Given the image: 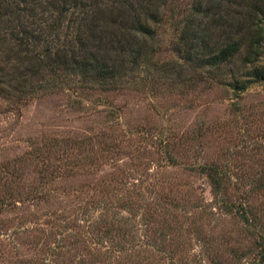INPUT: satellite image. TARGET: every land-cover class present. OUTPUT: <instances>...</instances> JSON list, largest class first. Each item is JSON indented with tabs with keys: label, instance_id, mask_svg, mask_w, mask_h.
Here are the masks:
<instances>
[{
	"label": "rangeland",
	"instance_id": "obj_1",
	"mask_svg": "<svg viewBox=\"0 0 264 264\" xmlns=\"http://www.w3.org/2000/svg\"><path fill=\"white\" fill-rule=\"evenodd\" d=\"M128 1L157 18L151 59L125 81L39 77L13 91L8 73L25 52L6 41L14 22L38 39L37 54L57 40L44 23L58 15L49 20L44 0H0L17 9L0 23V264H264V79L239 54L186 60L180 42L188 24L203 54L248 39L264 0Z\"/></svg>",
	"mask_w": 264,
	"mask_h": 264
},
{
	"label": "trees",
	"instance_id": "obj_2",
	"mask_svg": "<svg viewBox=\"0 0 264 264\" xmlns=\"http://www.w3.org/2000/svg\"><path fill=\"white\" fill-rule=\"evenodd\" d=\"M87 1L44 0L48 6L49 20L51 14L55 17L58 15L55 24L51 20L44 23L52 34L57 35V40H45L40 44L41 51L37 54L32 53V50L33 46L39 42L38 39L24 28L25 25H21L23 21L14 22L6 41L12 44L10 45L13 46L12 50L25 52L20 55L15 54L18 71L15 74L8 73L10 89L12 88L13 91H23V87L24 90L32 89L33 79L38 80L39 77L43 78V81L49 79V81L56 82L57 85L59 81L56 78L61 79L64 75L77 76L81 81H89L93 85L106 87L125 81V77L137 67L149 62L154 51H152L153 48L148 38L155 32L149 21L157 18V11L142 1H138V5L134 3V6L128 0H116L114 4L107 3L105 0ZM69 8L77 10L72 12L78 14L72 20L66 15ZM16 10L10 2L0 3V23L13 22ZM254 12L257 14L260 11L255 10ZM65 20L66 28L62 24ZM262 20V23L255 24V29L253 28V32L249 33L248 39L244 40L242 34L238 37L232 35L224 43H215L205 54L202 50L207 48L208 44L204 39L196 41L195 37H189L190 32L186 29L191 26L188 24V27L184 28L186 33H182L180 37L183 46L181 50L185 52L186 60L195 57L197 62L209 65L231 61L239 54L244 66L248 65L247 62L253 63L247 67L248 75L264 79V63L257 62L264 52V18ZM60 25H63L62 28L66 30V33L61 31ZM64 35L66 38L62 41ZM242 47H245L243 53L241 52ZM198 50L199 54L193 55L192 52L198 53ZM5 59L10 60L11 56ZM45 71L53 75H43ZM2 80L4 81L5 78L1 75L0 87ZM245 80L241 81V88H244L249 81ZM237 83L238 80H234L233 84ZM207 173L214 190L220 194L224 193L222 171L209 165ZM244 204L239 201L237 205L240 206V212L245 215L248 212V206ZM260 234L262 237L260 242L264 243V234Z\"/></svg>",
	"mask_w": 264,
	"mask_h": 264
}]
</instances>
